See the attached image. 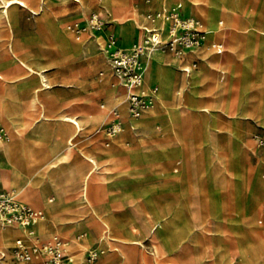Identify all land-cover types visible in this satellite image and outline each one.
Segmentation results:
<instances>
[{"label": "rangeland", "instance_id": "obj_1", "mask_svg": "<svg viewBox=\"0 0 264 264\" xmlns=\"http://www.w3.org/2000/svg\"><path fill=\"white\" fill-rule=\"evenodd\" d=\"M97 1L67 0L63 3L53 1L51 7L61 21L62 32L78 44L77 49L67 52L66 58L60 63L57 61L46 63L43 62L41 53L31 54V59L38 66H43L46 69L45 75L50 90L61 102L60 113L79 117L80 113L74 111L84 104H92L98 106V110L103 114L102 122L82 124L81 134L79 136L78 130L71 147H74L75 153L89 165L87 170L90 169L87 155L91 153L85 150L87 148H98L99 153L93 152L92 154L95 155L99 168L101 160L98 158L102 157H107L104 160L117 168L120 163L113 160L115 157L112 156L127 152L128 148L125 146V142L129 147L134 146L137 142H142L144 149H147L149 145L166 140L170 133L162 120L165 113L156 110L168 109V123L173 133L172 138L183 151L182 158H178V156L152 158L153 150L149 149L142 158H130L119 169H109L113 184H117L128 173L129 176H134L130 180L128 178L123 180L130 183V189L127 186L123 188V190L126 189L123 191V197L127 198L126 196L130 195L131 199H134L133 205L142 206L141 208L144 210L143 216H141L142 222L137 216H130V225L124 227L132 238L141 240L144 246L132 244L130 241L124 244L114 243L112 249L118 252V257L113 264H264V259L256 257V246L251 236L253 228L258 227V217L264 214V207L261 209L257 207L259 200L264 201V153L253 137L255 133H264V114L262 113L258 117L252 110L257 95L258 105L261 103V95L264 96V64L257 63L259 75L252 69L246 71L237 93H233L229 89L233 69L225 67L218 70L217 82L220 90L214 99L204 92L205 86L202 82L178 85L176 90L178 91L179 104L172 105V109L168 107L169 99L166 87L169 83L165 84L160 78V86L159 83H156L157 91L154 96H151L149 106L140 117L141 119L147 110L156 111L152 115L153 121L148 126H142L135 130V139L126 141L128 131L134 128L132 124L137 119L132 118L128 112L127 94L122 103L125 105L126 116L131 120L121 115L116 108L105 105L111 94L107 88V76L115 80L114 84L117 88L124 89L125 87L111 70L108 60L94 44V37L98 35L89 30L75 34L67 28L69 24L77 28L84 26L85 20L80 25L74 23L75 15L81 11L80 5L84 4L90 9L96 6L100 9L99 3L95 4ZM132 1L148 2L149 0ZM159 1L161 2L159 10L169 8L170 0ZM178 1L187 8V3L184 0ZM200 2L204 4L203 7L200 6ZM91 3L95 6L92 7ZM209 3L213 6L216 5L214 0H194L192 2L203 17L201 27L205 28L206 35L212 31L205 23V15L210 13L206 7ZM103 5L102 14L111 12L109 20L115 23L116 32L123 35V42H126L127 34L118 22L119 17L113 12L111 2L103 0ZM13 7L10 9L11 16ZM32 9L37 10L38 8L32 7ZM147 13L142 14V18H146ZM37 17L38 15L26 8L22 10L20 18L22 38L29 36L28 33L33 31ZM86 17H88V13H86ZM221 18L225 19L232 27L241 30L242 33L255 31L264 36V22L258 25L248 18V24L239 27L235 21L224 14H221ZM216 21L217 19L214 20L213 27ZM142 25L141 21L138 27L133 28L139 39L143 35ZM7 31L9 30L6 27L0 28V33ZM13 34L15 38V33ZM13 34L6 33L9 43L12 41L10 37ZM251 37L253 38V36ZM40 39L38 37L36 42H41ZM197 51L200 54L203 52L201 48H198ZM157 55L153 57L149 67L142 73L143 82L141 88L138 89L141 93L148 92L154 80L155 62L160 59ZM165 55L166 64L175 71L177 76H184V73L187 72V69L183 67L184 62L177 58L174 59L169 54L165 53ZM223 75L224 79H222ZM235 88L236 83H233L231 89L235 90ZM114 110L117 111V114H114ZM198 117L202 121H199ZM116 120L122 122L123 130L117 136L108 139L105 136V127ZM52 122V129L56 130L60 123L58 120ZM140 122L138 120V123ZM201 123H203L204 130L203 158H199L200 153L196 146L202 134ZM187 125L190 126L185 130L187 138H183L184 126ZM21 126H25V122ZM69 126L71 129L74 128L72 123H69ZM76 128L78 129V127ZM177 128L180 132L178 137L176 135ZM119 138H123L121 142L119 141L123 143L122 149L111 154L107 152L106 149H111L119 143ZM9 140L11 139L8 138L5 141ZM106 142L109 143L105 144ZM0 150L11 163L12 172L23 171L28 175L32 170L42 168L49 159L47 157L52 154L55 148L52 150L47 148L44 142L38 138L31 147L17 142L8 153L2 148ZM26 155L36 158L27 160L24 158ZM185 158H187L186 164H184L186 167L183 168ZM149 166L156 171L174 170L173 173L183 172L184 169V176L190 177L187 180L190 184L187 186V181L170 182L166 178L167 172H152ZM260 167L262 170H259ZM86 171L81 174V180ZM139 172L142 174L138 177ZM260 176L263 179V194L257 198L256 189L257 185H260ZM90 177L88 198L91 202L92 199L97 200L101 197V190H98L93 182L97 177V170L93 171ZM0 178L4 182L6 179L11 180L9 172L0 174ZM13 186L20 189L18 185ZM118 191L122 192L120 188ZM126 209L127 206H123L122 210L127 212ZM250 214L253 215L250 221L246 222L241 219ZM94 219L98 220L96 217ZM258 228L264 236L263 228ZM1 229L2 227H0V232ZM106 232L107 229L102 232V237L108 241L110 235H107ZM54 234L65 236L68 242V253L72 255L71 261L74 260V262L81 258L83 251L95 241L93 240L86 246L81 245L77 240V236L81 234L70 233L69 227L58 228L51 236ZM15 235L19 236L21 233L17 231L12 237ZM228 235L231 241L237 242L236 247H232L228 243ZM9 239L4 240L0 236V245L8 244ZM100 250L101 256L105 249L101 246ZM129 253L131 259L126 257ZM152 253H155V256ZM235 254L237 256H234Z\"/></svg>", "mask_w": 264, "mask_h": 264}, {"label": "crops", "instance_id": "obj_2", "mask_svg": "<svg viewBox=\"0 0 264 264\" xmlns=\"http://www.w3.org/2000/svg\"><path fill=\"white\" fill-rule=\"evenodd\" d=\"M53 1L65 2L67 0H24L22 2L15 3L11 14L15 20V25L7 32L15 33L10 39L9 43L6 38L7 32L0 33V125L3 126L8 134V138L14 139L17 142H21L24 145L31 147L32 143L40 138L49 149L55 148L48 161L40 169L32 170L28 175L25 172H12V165L8 158L1 153L0 150V174L8 173L11 176L9 182H4L0 178V192L6 190H15L18 198L31 205L36 209L43 210L44 218L38 220L33 225L34 240L38 242L48 241L49 236L58 228L63 229L69 227L70 233L83 234L85 236L78 240L81 245L86 246L93 240H95L88 248L101 246L105 249L103 255L99 258V264H113L116 262L118 252L113 251L112 247L114 243L124 244L130 241L132 244H138L144 246L141 240L131 237V234L125 230V226H129L130 216L139 218L142 222L144 210L142 206L136 207L133 205L130 195L123 197L125 190L123 188L130 186L129 181H123L125 178L129 180L131 177L126 175L122 177L117 184L112 183V176H110L109 169H119L130 158H142L143 154L148 150L151 152L152 158H182L181 146L172 138L173 133L168 123V109H160L156 111H163V123L166 125L169 135L164 142H156L154 145H149L147 149H144L142 142H137L134 146H125L128 148L127 152L120 155H114L113 160L118 161L117 168L110 165L104 159L101 160V167L97 170V177L93 180L96 188L101 190V197L97 200H91V203L85 201L82 198V180L81 174H83L89 165L83 162L82 158L75 153L74 147L65 144V140L68 137L76 135V126L71 129L69 123L61 121L63 116L78 119L81 123V129L79 130V136L82 130L83 123H93L96 121H103V114L98 110V106L92 104H84L79 109L75 110V113H80L79 117L73 115L60 113L61 102L57 99L54 92L50 90V85L45 75V67H40L31 59V54L38 52L41 53L43 62L49 61L62 62L67 55V52L76 50L78 44L72 41L67 34H64L61 30V21L58 19V15L53 11L51 4ZM78 1V0H76ZM97 1V0H96ZM113 7V12L119 17L118 22L127 34L126 42H123L124 36L118 34L115 29V23L109 20L111 12L102 14L104 9L103 0H98L100 9L92 4L93 9L86 7L84 4L80 5L81 11L77 13L75 24L85 20L86 13L91 14L96 12L99 16L105 19L109 26L101 32L92 31L98 35L94 37V44L102 52L101 45H103L108 33H113L117 38V44L120 47H129L134 42L138 41V37L135 35L134 27H138L139 23L150 25V22L142 14L151 11L161 9V3L159 0H149L148 2H133L132 0H109ZM187 3V8L178 0H172L170 6H176L183 16H194L201 21L203 17L198 12L196 5L192 4L194 0H184ZM202 1V0H201ZM216 5L211 3L207 4V9L212 15V19L209 23L210 30H217L208 32L206 40L199 48L203 50L200 54L197 49L188 51L184 57H175L170 53H166L174 57V59L182 60L183 67L187 69L184 76H177L175 71L166 64L167 59L165 53H158L159 60L155 62L156 68L153 74L154 80L150 87L156 86L159 83L160 78L163 79L165 84H168L167 98L168 107L172 109V105L179 104V96L176 88L178 85L184 86L186 84L202 82L204 84V92L209 95L211 99L219 92V84L217 72L225 67L233 69L232 77L229 84V89L233 93H237L241 86L242 77L249 69H252L256 74L258 60L264 53V36L258 34L255 31H246L244 33L241 30L236 29L229 25L225 19L221 18V14H224L229 19L235 21L239 26H246L248 24L247 19H251L254 23L260 25L264 22V0H214ZM88 6V5H87ZM200 6H204L200 2ZM32 7L38 8L37 10ZM28 9L38 15L36 25L33 31L28 33L29 36L23 37L22 23L20 18L22 16V10ZM220 17V18H219ZM217 19L216 24L213 25L214 20ZM204 31L205 28L201 27ZM219 28V29H218ZM213 35V36H212ZM253 36V38L251 37ZM40 37L41 42H36ZM218 37V38H217ZM212 43L219 44V48H213ZM13 44V45H12ZM13 46V47H12ZM9 49V50H8ZM103 56L107 59L105 54ZM205 61L204 63H202ZM24 62H28L35 71L30 72ZM193 63L196 66H193ZM39 72L43 75L44 81L47 86L41 84ZM259 75V74H258ZM26 76V77H25ZM224 79V75L222 76ZM188 78V79H187ZM107 88L110 90V98L105 102L111 108H116L121 115L126 116L125 105L122 103L123 99L128 91L126 88L119 89L115 86V80L107 76ZM262 80V79H261ZM236 83L235 90L231 89V85ZM217 84V86H215ZM141 86L138 88L140 89ZM160 88V87H159ZM126 90V91H125ZM160 90V89H159ZM258 92V90H257ZM256 92V95H257ZM81 99L82 97H78ZM85 99V98H84ZM212 106V104H210ZM258 107V95L255 104L252 106L253 112L256 114ZM156 111L147 110L145 115L140 119L137 118L134 121L133 129L128 131V138L135 139L134 131L142 126H148L153 121V116ZM44 115L49 121L47 124H40L39 116ZM124 118V117H123ZM199 118V121H202ZM54 120H58L60 125L57 129H52ZM131 120V119H129ZM138 120L141 122L138 123ZM25 122V126L21 124ZM203 123H201V137L198 139L197 150L200 155L199 158L204 157L203 150ZM183 138H187L185 130L190 126H184ZM34 129V131H33ZM258 134V133H257ZM256 135L253 134V137ZM264 136V133H260ZM254 140L256 141L255 137ZM201 142V143H200ZM106 142L105 144H108ZM91 153H99L98 148L85 149ZM264 153V152H263ZM24 158H36L32 155H26ZM52 159V160H51ZM187 158L183 163V168L186 167ZM152 172H167L166 178L170 182L182 183L189 180V176H184L183 172L173 173L174 170H153ZM259 170H262L261 167ZM142 173L139 172V177ZM188 176V177H187ZM114 182V181H113ZM126 182V183H125ZM187 181V186L189 185ZM18 185L19 190L13 186ZM122 190L119 192L118 189ZM127 189V190H128ZM188 191V190H187ZM122 194V195H121ZM189 194V192H188ZM127 206V209L123 211V206ZM259 209L264 207V201L259 200L257 203ZM191 213V211H190ZM94 214L97 215L98 220L94 219ZM192 215V214H191ZM122 216V217H121ZM253 217L249 215L241 218L248 222ZM261 215L258 217V219ZM258 227L263 228L264 225L259 224ZM109 221V231L103 225V221ZM241 222H243L241 220ZM242 224V223H241ZM0 226H3L0 224ZM11 226V225H9ZM18 229L22 235H15L9 239L6 246H1L0 250H6L11 246L16 238H27L26 233L19 227L13 226ZM107 229V235H110V239L106 241L102 237V232ZM230 231V229H228ZM64 239L62 234H56ZM44 237L45 239H43ZM90 240V241H89ZM227 241L232 247L237 246V242L231 241L229 235ZM11 242V243H10ZM86 248L81 258L75 263L84 264ZM155 256V253H152ZM234 256H237L236 254ZM70 257V255H69ZM131 259L130 253L126 256ZM35 264L33 262H11L1 261L0 264ZM68 264H73L71 258ZM175 264V263H170Z\"/></svg>", "mask_w": 264, "mask_h": 264}, {"label": "built area", "instance_id": "obj_3", "mask_svg": "<svg viewBox=\"0 0 264 264\" xmlns=\"http://www.w3.org/2000/svg\"><path fill=\"white\" fill-rule=\"evenodd\" d=\"M150 25L144 26L142 37L129 47H120L113 33H108L101 50L107 57L110 68L127 89L128 112L132 118H139L149 106L150 96H154L157 87H150L148 92L141 93L143 75L141 66L146 54L158 50L182 58L190 51L201 47L206 39V31L200 28L201 20L194 16H183L176 6L168 10H151L146 14ZM108 22L98 13L92 12L81 28L69 24L67 28L73 33L83 31H104ZM213 48L220 45L212 43ZM193 66H196L193 63ZM120 120L113 121L105 127V136L110 139L122 130ZM258 147L264 152V136L256 134ZM0 139H8V134L0 125ZM44 218L43 210L36 209L18 198L15 190L0 192V224L21 228L27 238H16L6 250H0L1 261L33 262L35 264H68V242L60 236L44 242L34 240L33 225ZM264 225V214L258 219ZM85 233L77 236L81 239ZM101 250L97 247L88 248L85 252L84 264H98Z\"/></svg>", "mask_w": 264, "mask_h": 264}, {"label": "bare ground", "instance_id": "obj_4", "mask_svg": "<svg viewBox=\"0 0 264 264\" xmlns=\"http://www.w3.org/2000/svg\"><path fill=\"white\" fill-rule=\"evenodd\" d=\"M164 1V0H163ZM172 1V0H170ZM17 2H24V0H0V28L2 27H6L9 31L10 29H12L13 25H15V20L13 19V17L10 15V9L14 6L15 3ZM161 3V2H160ZM24 4V3H23ZM170 7V6H169ZM169 9V8H168ZM167 9V10H168ZM220 18V17H219ZM212 19V14H207L205 15V23L207 26H209V23ZM75 25H80L79 23L75 24ZM145 26V25H144ZM143 26V27H144ZM142 27V30L144 32V29ZM200 28H201V25H200ZM141 29V28H140ZM202 29V28H201ZM219 29V28H218ZM203 30V29H202ZM212 30V29H211ZM214 33L217 31V30H212ZM258 33V32H257ZM264 34V32H263ZM213 36V35H212ZM218 38V37H217ZM139 39V38H138ZM206 40V39H205ZM205 42V41H204ZM13 45V44H12ZM13 47V46H12ZM9 50V49H8ZM158 53H163L161 51H158V50H154V51H150L146 54L145 58H144V61L142 63V66H141V72L143 73L148 67L149 65L151 64L152 62V59L153 57L158 54ZM24 64L27 66V69L30 70V72H34L35 69L29 65L28 62H24ZM258 64L261 65V64H264V53H263V56L258 60ZM39 76H40V81H41V84L44 85V86H47V83L44 81L43 79V75L41 74V72H39ZM26 77V76H25ZM150 99H151V96L149 98V102H150ZM114 114H117V111L114 110L113 111ZM264 114V96L262 97L261 95V103L258 105L257 107V110H256V116L259 117V115L261 114ZM50 120H48V118L44 115H40L39 116V122H38V125L40 124H47ZM61 121H65V122H71L73 123L76 127H78V129L76 128V130H80V122L78 119H75V118H71V117H68V116H63L62 120ZM3 127V126H2ZM4 128V127H3ZM5 130V128H4ZM123 130V128H122ZM122 130L120 132H122ZM6 131V130H5ZM34 131V129H33ZM120 132L118 134H120ZM117 134V135H118ZM176 135L177 137L180 135V132H179V129L177 128L176 130ZM74 138H75V135L74 136H71V137H68L66 140H65V144H67L68 146H72L74 144ZM121 139L123 138H119L118 142L120 141L121 142ZM118 143L117 145L113 146L111 149H106L107 152H110V154L116 150H119V149H122L123 147V143ZM17 144V141L14 140V139H11L9 141H5V140H1L0 139V148H2L6 153L10 152L12 148L15 147V145ZM127 150V149H126ZM118 153V152H117ZM102 157V156H101ZM112 157H115L114 155ZM87 158H88V163L90 164V169H88L86 171V173L84 174L83 178H82V198L91 203L89 198H88V188H89V182L91 180V175L93 174V171L95 170H98L99 167H98V162H97V159L95 157L94 154L90 153L87 155ZM104 158V157H102ZM107 158V157H106ZM52 160V159H51ZM252 177V176H251ZM250 177V178H251ZM256 177V176H255ZM251 180V179H250ZM10 180H7L6 179V182H9ZM263 194V179H262V176H260V185H257V189H256V196L257 198H260ZM96 218L97 215L94 214ZM3 225V224H1ZM103 225L104 227H106L108 229V231L110 230L109 229V222H106V221H103ZM2 227L1 229V232H0V236L2 237V239L4 240H8L9 238H11L14 233H16L18 231L17 228L13 227V226H9V225H3V226H0ZM20 231V230H19ZM21 232V231H20ZM22 235V234H21ZM56 234L52 235L50 238H48V240L52 239L53 236H55ZM254 239V244H255V250H256V257L259 256L260 259H264V236L261 234L260 230L258 227H254L253 228V234L251 235ZM11 243V242H10ZM7 244H2L0 245L1 246H6ZM70 258H72V255L70 254ZM74 260H73V264H74ZM203 263V262H202Z\"/></svg>", "mask_w": 264, "mask_h": 264}]
</instances>
